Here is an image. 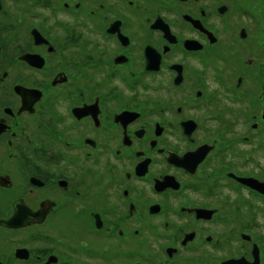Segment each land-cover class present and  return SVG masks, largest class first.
Wrapping results in <instances>:
<instances>
[{
	"label": "flooded vegetation",
	"instance_id": "flooded-vegetation-1",
	"mask_svg": "<svg viewBox=\"0 0 264 264\" xmlns=\"http://www.w3.org/2000/svg\"><path fill=\"white\" fill-rule=\"evenodd\" d=\"M14 217L2 264H264L263 8L0 0Z\"/></svg>",
	"mask_w": 264,
	"mask_h": 264
},
{
	"label": "water",
	"instance_id": "water-1",
	"mask_svg": "<svg viewBox=\"0 0 264 264\" xmlns=\"http://www.w3.org/2000/svg\"><path fill=\"white\" fill-rule=\"evenodd\" d=\"M29 223H31L30 219L24 220V219H17L16 217L12 218L9 221H0V225L7 226L9 228H20V227H23ZM26 253H27V251L25 249H22V250H18L16 255L18 257H21V258H27V255L25 256ZM0 264H2V263L0 262Z\"/></svg>",
	"mask_w": 264,
	"mask_h": 264
},
{
	"label": "trees",
	"instance_id": "trees-1",
	"mask_svg": "<svg viewBox=\"0 0 264 264\" xmlns=\"http://www.w3.org/2000/svg\"><path fill=\"white\" fill-rule=\"evenodd\" d=\"M260 7H262L263 11H264V1L263 0H261V2H260Z\"/></svg>",
	"mask_w": 264,
	"mask_h": 264
},
{
	"label": "rangeland",
	"instance_id": "rangeland-1",
	"mask_svg": "<svg viewBox=\"0 0 264 264\" xmlns=\"http://www.w3.org/2000/svg\"><path fill=\"white\" fill-rule=\"evenodd\" d=\"M263 1H264V0H263ZM256 2H257V6L260 7V2H261V0H256ZM260 9H261V7H260Z\"/></svg>",
	"mask_w": 264,
	"mask_h": 264
}]
</instances>
